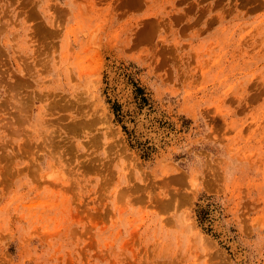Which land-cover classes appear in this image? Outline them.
<instances>
[{"label":"rangeland","instance_id":"1","mask_svg":"<svg viewBox=\"0 0 264 264\" xmlns=\"http://www.w3.org/2000/svg\"><path fill=\"white\" fill-rule=\"evenodd\" d=\"M0 264H264V0H0Z\"/></svg>","mask_w":264,"mask_h":264}]
</instances>
